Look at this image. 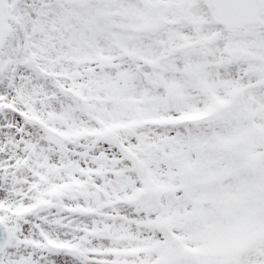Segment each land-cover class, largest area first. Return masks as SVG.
<instances>
[{
	"label": "snow or ice",
	"instance_id": "1",
	"mask_svg": "<svg viewBox=\"0 0 264 264\" xmlns=\"http://www.w3.org/2000/svg\"><path fill=\"white\" fill-rule=\"evenodd\" d=\"M0 264H264V0H0Z\"/></svg>",
	"mask_w": 264,
	"mask_h": 264
}]
</instances>
